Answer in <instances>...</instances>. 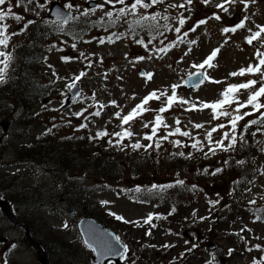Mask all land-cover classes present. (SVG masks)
<instances>
[{"label":"rangeland","instance_id":"obj_1","mask_svg":"<svg viewBox=\"0 0 264 264\" xmlns=\"http://www.w3.org/2000/svg\"><path fill=\"white\" fill-rule=\"evenodd\" d=\"M86 1L68 0L64 3L71 2L74 6L79 5V9L75 7L72 9L74 12L82 9ZM97 1L99 3L104 2V0ZM8 2L12 4L14 12L24 16V20L19 23L11 17L4 21L9 25V33L18 32L29 19L41 21L49 5L48 3L44 9L37 8L39 12V16H37L35 12H25L23 7H16V0H8ZM38 2L43 3L44 0H38ZM126 2H131V0H126ZM179 2L180 0H165V5ZM217 2L219 0H213L212 4L204 6L200 0H193L191 18L182 32L187 31L188 27L197 20L209 16L212 11H218L214 8V4ZM7 6L6 3L0 8L6 9ZM29 7L35 8L36 2ZM111 7V5H105V9ZM116 7H120V5ZM162 8L164 5H157L141 11L153 12ZM177 10L179 9L171 11L174 13ZM102 12L103 10H97L96 13L85 19L96 17ZM247 13L251 19L246 22L247 27L245 29H240L236 33H222L221 28L234 21H230L227 15L221 13L224 15L222 21L209 20L205 25H201L197 31L189 32L184 43H180L178 47L172 48L166 54L156 53L153 49L162 46L161 41L167 44L175 39L178 34L171 30H168L171 32L166 34V38L159 40L155 46H148L147 48L128 39L115 40L113 43L106 41L104 44H100L98 39L106 36V34H99L96 37V32L87 35L89 42L74 41L66 35H57L44 42L42 48L44 59L40 62L39 67L47 85V91L42 96L46 102L37 103V112L30 115L29 123L26 124L21 119L19 123L11 124L8 133L2 137L4 143L0 145V188L20 207L17 210L19 212L18 218L21 220L24 218L31 232L41 241L46 242L45 253L49 264H92L90 260L92 252L82 244L78 233L74 231V222L79 213L87 212L110 225L129 246L131 251L130 254H127L129 260L124 261V264H131V260H135V264H206L212 257H215L214 264H248L252 263L255 257L263 256L264 219L256 220L244 206H236L230 203L229 200L236 197L234 186L224 190L216 180L210 179L207 183L199 186L200 192L198 194H191L190 192L181 194L179 198L184 200V204L176 205L173 217H170L168 211L172 208V203L169 197L166 198V204L162 205L158 204L157 200L138 202L128 195H118L103 182L90 180L85 185H80L78 181L82 177L78 173H67L66 175L46 173L33 163H24L20 157V152L24 148L36 146L43 139L74 147L73 143L79 142L80 145L85 146L87 135L95 137L98 130H107L109 134L121 131L120 118L114 116L115 112H120L121 116L127 114L136 103L140 102L144 95L153 90L165 91L167 95H170L173 84L180 85L177 89L178 97L189 101L191 104H196L197 110L189 111L186 110L189 108V104L175 103L166 113L161 114L164 116V122L168 128L161 127L157 137L175 127H180L181 131H187L191 135L184 137L177 133L170 138L183 142L184 140L193 141V137H195L204 145L202 151H207L208 142L204 139L205 131L216 123L227 124L228 118L213 120L211 110H199V104L218 99L223 88L229 83L239 84L247 79H257L258 81L260 79L258 74H246L243 77L229 75L241 67H246L249 63L256 62L254 53L256 48H260V44L254 42V45H248L244 38L249 34L248 28L255 30V24H264V0H256L255 4L249 6ZM184 15L188 16L189 14L184 12ZM240 18L241 13L237 10L235 19L238 21ZM169 23L178 26L171 19ZM31 26L28 27L27 31L16 35V37L13 36L11 39L14 38V42H19ZM162 32L164 34L167 31ZM93 37L97 39H93ZM154 40L152 39V41ZM188 40H195L196 44L189 46ZM225 40L228 42L225 43ZM73 43H76V49L71 47ZM52 45H56V47L52 48ZM13 47L10 42L5 50L11 52ZM189 47H191V51H189ZM217 47H221V51L214 60L216 67L207 69V74L220 83L205 81L197 88L185 90L183 88L185 76L197 70L193 65L201 63ZM50 48L51 51H49ZM261 51H264V48H261ZM81 52L85 56H80ZM62 56L74 57L75 59L65 62L61 60ZM137 56H144L145 59L136 60ZM89 61H91L90 66ZM48 65L52 67L49 68ZM141 69L147 73H152V78L148 79L146 76H142L139 72ZM53 71L56 73L55 76L52 74ZM80 72L85 73L78 81L82 88L80 100L78 99L79 101L72 105L64 106L68 90L67 85ZM49 82H51L50 85H48ZM246 97L247 91L240 93L241 100H245ZM112 100L116 101L115 105L110 103ZM162 101L163 98L162 100L150 101L147 105L150 111L130 122V130L134 135L127 138L128 140H123L122 146L127 145V141L139 140L142 145L153 142L143 138L146 132L150 134V127L144 128L143 124L154 119L156 110L162 105ZM261 102L264 103V98H261ZM100 104L105 106L102 110L99 109ZM81 110H86L84 116H88V120H84L83 116L78 118L72 115V113ZM97 110H100V116L90 115ZM250 110V108L242 109L241 112ZM257 115L258 113L252 117H246L241 125L248 119L256 118ZM177 119L180 121L179 124L175 123ZM80 123H86L88 127L77 131L76 128ZM197 123L203 124L204 127L195 128L194 124ZM54 124L56 127L53 128ZM124 127H129V125ZM49 128L52 129L51 133L44 134ZM240 129L238 127L237 131L239 132ZM223 131L218 130L217 133H214L213 139H220ZM69 137L71 138L69 139ZM256 137L261 141V149L264 148V131L258 132ZM109 139L115 141L118 137L109 135L90 139L92 142L89 147L90 150L111 146L112 144L108 143ZM70 140L71 142L68 143ZM115 148L122 149L120 146H115ZM179 148L184 147H174V152L176 149V152H185ZM139 149L145 150L144 147ZM169 149L170 147L164 148L163 155ZM198 153L202 157L198 156L197 161L188 168V171H192L195 177H198L205 167L213 170L217 165H221L224 160H230L234 152H218L215 156H210L207 159L201 151ZM257 162L259 171L256 178L240 190L239 198L248 204H250L249 201L255 200L254 204L261 205L264 204V151L261 150L257 153ZM164 169L167 170V167ZM124 178L123 184L136 188L137 186L150 187L152 184H170L175 182L177 177L167 171L162 174H143ZM13 181L17 186L8 184V182ZM113 186L115 187L116 184ZM36 198L43 200L41 203H43L44 208L40 209V203L31 205L33 201H36ZM160 198L164 199L163 196ZM29 199L31 201L27 202ZM79 199V203L76 202ZM85 199L93 200L86 201ZM209 200H219V203L209 204ZM22 201H24L23 204H21ZM101 201H109V203L103 205L100 203ZM28 203L30 206L24 208L23 205ZM72 203L78 208L74 215L68 216L66 209ZM35 206H37V210H30ZM220 207L228 209L229 216L219 221L221 224L216 226L212 212ZM194 209H198L195 215H193ZM110 212L122 215L128 221H142V218L148 213L162 214L166 217L163 220L169 226L163 228L156 225L155 228H151V225L141 224L138 227L131 223L116 220L114 216L109 214ZM200 217H206V219L201 220ZM63 219L68 222L69 227L67 229L61 227ZM192 225L197 226V229L193 228ZM150 228L152 234L146 235L145 233ZM191 228L195 230L194 234L191 233ZM242 228H245V231L241 232ZM21 234L20 227L11 225L7 219L1 216L0 257L4 254L6 244L3 241V236L6 235L15 239L19 237L18 242L12 243V245H16V243L19 245L13 252L10 264H39L33 249L25 243ZM241 236L244 239H241ZM49 241H52L56 246L55 250L49 249ZM185 241L188 243L186 244ZM165 244H174L175 247L167 252V248L162 247ZM193 244L198 245V247L190 252L186 251ZM256 244H260L261 248H255ZM153 245L155 247H152ZM209 245H214L215 249L209 248ZM229 249L234 251L229 254ZM247 249H251V251ZM155 251L159 252L155 255ZM181 253H183L182 256ZM221 258H224L226 262H220ZM262 263L263 261H261Z\"/></svg>","mask_w":264,"mask_h":264},{"label":"snow or ice","instance_id":"obj_2","mask_svg":"<svg viewBox=\"0 0 264 264\" xmlns=\"http://www.w3.org/2000/svg\"><path fill=\"white\" fill-rule=\"evenodd\" d=\"M34 2H36L35 8H30L29 6L32 5ZM201 4L204 6H208L212 4L213 0H200ZM7 3V8H0V84H4L10 79L9 72L12 70V65L14 61L16 60V56L13 52L6 51L5 49L8 48L10 40L13 36L19 35L25 31H27L28 27L30 25H33L36 23L35 20H27L26 23L23 24V27L19 29L18 32H8L9 25L7 23H4V21L11 17L16 22H21L24 20V16L22 14H18L12 10V4L8 2V0H0V6H3ZM49 3V0H44L43 3H39L38 0H16V7H23L24 11H32L35 12L37 16H39V12L37 11V8L44 9L45 6ZM256 0H219V2L214 4V8L218 11H212L209 16H206L205 18H201L197 20L194 24H192L190 27H188L187 31H183L182 29L187 24L189 19L191 18L192 14V5L193 0H180V3H168L165 5V0H131V2H126V0H104L103 3H97L91 8H84L82 11L79 12V15H74L72 12V9L75 7L79 9V5H73L71 2L65 3L63 5L64 9H67V12H62L57 10L56 20L54 21H48L45 20L44 23L46 24H52L56 27L57 31L64 32L65 31V25H69L70 22H76L80 21L81 18H86L94 13L97 12V10H104L105 5H111L112 7L108 10L103 11V15L100 16L98 20L95 21H87L84 20L83 22L86 24H90L92 27H101V28H112L114 26H118L121 23L127 25L126 32H112L110 35L102 36L98 39V43L104 44L106 41L108 43H113L115 40H120L123 36L127 34H132L133 36L138 35V29L144 30L148 29L149 32H155L157 36L163 35V32H161V28L164 31H174L178 35H176L174 40H171L169 43L164 44L163 41H161V45L158 48H154L153 50L156 53H168L170 49L174 47H178L180 43L185 42V38L188 37L189 32H195L201 25H205L208 23L209 20H216V21H222L224 19V15H221V13L227 15L228 19L230 21H234L231 24L225 25L221 28V32L224 34L228 33H236L240 29H245L247 27L246 22L251 19L250 15L247 13V10L249 9V6L252 4H255ZM117 5H120V7H116ZM157 5H164L163 11H153L151 13H148L147 11H141V10H147L149 8H153ZM242 6V7H240ZM173 9H183L181 12H177L175 15H170L171 10ZM239 10L241 13V18L237 21L235 19L236 11ZM184 12H187L189 15L185 16ZM129 17H133L132 19H129ZM173 20L176 22V25L173 26V24L169 23V20ZM160 20H163L164 23L161 25L158 23ZM255 30L252 28H248V35L245 36V43L248 45H254V42H259L260 48H256L254 57L256 59L255 63H249L246 67H241L238 71H233L229 73L232 77H243L246 74L249 75H256L258 74L260 79L259 81L257 79H247L245 82L235 84V83H229L226 85V87L223 88L221 91L219 98L212 102H201L199 104V110L204 109H210L212 112V119L213 120H219L220 118L227 117V124L225 123H216L214 126H212L210 129H207L205 131L204 139L208 142V148L207 151L203 152V155L205 159L209 158L210 156H215L218 152H225L230 153L235 150H237V145L239 143L240 147H244L246 145L245 141V132H248L252 126L256 125L258 126L254 132H251L252 136H255L258 132L264 131V103L261 102V98H264V51H261V48H264V24H255ZM76 39H80L82 37L76 36ZM156 37H152L147 41V44L143 39H135L134 43L137 45H143L145 48L148 47L149 44L152 43V39H155ZM93 39H97L96 37H93ZM89 42V41H85ZM228 41L225 40V43ZM187 43L189 46L196 44L195 40H188ZM56 45H52V48H55ZM73 49H76L77 45L76 43H73L71 45ZM223 47V45H221ZM221 47H217L211 51L207 57L198 64H194L193 67L197 69L195 72L189 73V79L183 81L184 84H189L193 78L196 79L195 83H192L193 88H197L200 85L204 84L205 81H209L211 83H220L218 80L212 79L207 74V69L216 67L214 60L218 56V54L221 51ZM51 51V48L49 49ZM189 51H191V47H189ZM127 56V54H125ZM187 55V53H185ZM80 56H85L83 52L80 53ZM87 58V57H85ZM151 58V57H148ZM47 59V57H45ZM71 59H75L74 57H68V56H62L61 60L68 62ZM136 60H144V56H137L135 58ZM183 59V57H181ZM91 64V61H89V66ZM49 68H51V65H48ZM54 76L56 73L53 71L52 73ZM85 75L84 72H80L78 75L74 76L71 83L67 85V88L71 90L72 88L76 87L77 82L81 80V78ZM141 75L146 76L148 79L152 78V73H141ZM257 85H259L257 87ZM180 87L179 84H173L171 85V94L167 95L165 91H150L146 95L143 96V98L140 100L139 103H136L134 107L131 108L130 111L127 112V114L121 116L120 112H115L114 116L120 118V126L121 131H116L111 134L107 130H98L95 133V137H89V139L93 138H102L107 137L109 135L118 137L115 141L112 139L108 140L109 144L115 143L116 146H122V141L126 138H131L134 133L130 130V122L140 117L143 113L150 111V109L147 107L150 101L155 100H162V105L156 110V114L154 116V119L151 122L144 123V128L150 127V134L145 133L144 139L148 141H154L155 147L158 149L161 146L162 141H166L169 139L170 136H173L177 133H179L181 136L188 137L191 135V133L187 131H181L180 127H175L170 131H167L164 135H161L157 137L158 131L163 128H168V125L164 122V116L161 115L163 113H166L168 109H170L175 103L179 102L180 104H189V108L186 110H197L196 104H191L189 101L178 97L177 89ZM243 91H247V97L245 100L240 99V93ZM95 95V94H93ZM80 96V93H76L74 99H78ZM111 104L115 105L116 101L112 100L110 101ZM234 105V107H233ZM63 106V105H61ZM105 106L103 104L99 105V109L102 110ZM250 108V111H243L242 109H248ZM100 110H97L90 115L92 116H100L101 112ZM84 111H76L72 113V115L76 117L83 116L84 120H88V116H84ZM256 118L254 119H248L246 122H244L241 125V122L245 120L246 117H252L254 114H257ZM70 123V121H69ZM176 124H179L180 121L177 119L175 121ZM125 125H129V127H124ZM56 127V125H53V128ZM88 125L86 123H80L76 130L87 128ZM194 127L197 129L203 128L204 125L197 123L194 124ZM238 127L241 128V130L238 132ZM218 130H224L222 132V136L220 139H213V134L217 133ZM52 129H46V132L44 134L51 133ZM71 137H69L70 139ZM154 138H156L154 140ZM193 143L191 144V148L196 149L198 151H202L204 148V145L201 143V141L196 140L195 137H193ZM227 141V143H225ZM174 145H181L180 140H173L171 141ZM123 147H127V145H123ZM133 149H138L141 147H152L151 144L149 145H142L139 140H137L135 143H132L130 145ZM264 151V148L261 149ZM176 155V154H174ZM178 155L184 156L185 153L179 152ZM192 153H188V157H191ZM224 165L228 164V160L223 161ZM237 164H244L243 160L237 161ZM223 171L222 167H217L211 172H209V169L205 167L203 169L204 174H210L215 176L218 173H221ZM183 180H176L175 185H184ZM173 184H152L150 189H147V191L152 190H159L160 192H163L167 188L173 187ZM196 185H192V190H196ZM135 192L139 193L141 192V188L139 186L136 187ZM217 196H219V193H217ZM103 205H107L109 201H101L100 202ZM219 203V200H209V204H217ZM250 204H254L255 200L249 201ZM175 211V208L169 212V215L172 214V212ZM110 215L114 216V218L118 221H123L124 223H131L136 226L143 225H151V228H155L156 225L152 223L154 219H164L166 217H163L160 214H154V213H148L146 217L142 218L141 220L137 221H128L126 220L122 215L116 214L114 212H110ZM195 215V212L193 213ZM261 215H257L255 217L256 220H261ZM201 220L206 219V217H200ZM62 228L67 229L69 225L67 223H63L61 225ZM151 228L145 233L146 235H151ZM88 234L93 238L90 240H84L83 243L90 248L93 252H97L99 256L101 257H110V256H117L120 260L127 261L129 260V256L127 255L130 251L129 246L127 244H124L121 242V238L117 236H111L110 234L104 233H98L94 228H89ZM241 232L245 231V228H242L240 230ZM241 239H244L243 236L240 237ZM94 243H96L98 246L94 247ZM187 244L188 241H185ZM15 245H12V248H15ZM152 247H155L154 245ZM162 247L169 248L172 247L170 244H165ZM198 245L193 244L191 248L187 249L186 251H191L194 248H197ZM257 249L261 248L260 244H256L254 246ZM248 251H251V249H247ZM229 254H231L234 250L229 249ZM181 256L183 253L180 254ZM215 257H212L210 260L206 262V264H214ZM261 261H264V256L260 257L259 260L253 259L252 264H261ZM2 264H8V260L4 259ZM109 264H111V261L109 260ZM131 264H135V260H131Z\"/></svg>","mask_w":264,"mask_h":264},{"label":"trees","instance_id":"obj_3","mask_svg":"<svg viewBox=\"0 0 264 264\" xmlns=\"http://www.w3.org/2000/svg\"><path fill=\"white\" fill-rule=\"evenodd\" d=\"M83 19L81 18L80 21H76L75 23H79ZM90 28L92 26H88V29ZM56 33L57 30L52 24L36 23L32 25L23 39L14 45L11 52L17 58L12 65V70L9 72L11 78L6 83L0 84V121L5 119L16 124L23 119L26 124L30 122V110L40 100L45 87L43 73L38 66V62L41 60V47L43 48L44 42ZM138 35L146 36L148 39L154 37L148 29L142 31L138 29ZM35 47L38 48L35 50ZM256 127L258 126L254 125L248 132H245L246 145L241 148L238 143L237 150L233 151L232 160H228L227 165L223 163L219 165L218 167H222L223 171L215 176L200 172L199 176L195 177L192 171H188V168L197 161L195 157L197 150L191 148L192 142L190 140H184L181 142V145H178L187 147L186 150L179 148L185 151L184 156L178 155L179 151L176 152L177 149L174 153L167 151L163 155V142H161V146L158 149L155 147V144L152 147L145 148V150L139 148L124 150L118 148L120 156L111 158V156L98 154L95 150H88L87 152L90 151L89 154L83 156L82 149L86 146L73 144L75 147H68V145L51 143L49 140L43 139L36 148L29 149V147H34L29 146L22 150H25L22 154V161L33 163L46 173L66 175L69 172H77L82 175L80 184L85 185L90 180L100 181L120 195L127 191L125 188L126 184L122 183V180L126 176L155 175L168 171L177 177L176 180L179 179L185 182L184 185H175L174 182L173 187L169 190L168 188L164 190L165 193H161L159 190L147 191V189H150L149 187L142 188L139 193L128 190L127 194H129V197L144 202L158 199L160 198L159 195H170L174 192L187 191L189 188L193 191L190 185L204 184L214 177L213 179L220 181L224 190L227 187L233 188L234 185L236 199L234 197L231 198L229 200L231 204L240 206L243 203L247 205L249 210L254 211L256 215L264 217V204H250L249 207L246 202L239 198L240 190L259 171L257 153L261 152V141L256 135H251V132H254ZM171 141V139H168L166 144L172 148L177 147ZM3 143V140H0V145ZM188 153H192V156L188 157ZM239 160H243L244 164H237ZM166 167L167 170L164 169ZM8 184L17 186L14 181L8 182ZM113 184H116V186L114 187ZM195 191H197V187ZM171 196L174 195H170L169 197ZM28 201L30 202L31 199ZM41 201H43L41 198H36V201H33L31 205H36L41 203ZM158 202L159 204L163 203L160 200ZM176 203L179 202L175 201L172 204ZM23 206L26 208L30 206V203ZM225 212L226 210H223L221 213L217 210L213 212L215 219H217L216 226L221 224L219 220H222L226 216Z\"/></svg>","mask_w":264,"mask_h":264},{"label":"water","instance_id":"obj_4","mask_svg":"<svg viewBox=\"0 0 264 264\" xmlns=\"http://www.w3.org/2000/svg\"><path fill=\"white\" fill-rule=\"evenodd\" d=\"M96 2L95 1H89L86 3L87 6H92L95 5ZM62 11V12H67L65 11L62 6L57 3V2H52L50 4V9L48 11V16L51 18H55L56 19V11ZM189 79V75L186 77V80ZM196 79L193 78L192 81L189 84H184V88L185 89H189L192 86V83H195ZM79 92V86L76 85V87L72 88L71 90L68 91V97H67V103H70L74 97L75 94ZM2 125L4 126V128L7 127V124L2 123ZM0 206L2 207V209L4 211H6L8 204L5 200H1L0 199ZM74 209V206H71V208L69 209V211H72ZM78 227L80 229V232L83 236V240H92L93 238L88 234V229L89 228H94L98 233L104 234H110L111 236H115V233L109 229H107L106 227L102 226L101 224H99L98 222H96L94 219L92 218H81L78 222ZM37 246L38 244L35 243ZM98 246L96 243H94V247ZM39 247V246H38ZM92 260L95 264H106L108 260H114L115 262H117L118 264H121V262L119 261V257L117 256H110V257H101L98 255L97 252H94V255L92 256Z\"/></svg>","mask_w":264,"mask_h":264},{"label":"flooded vegetation","instance_id":"obj_5","mask_svg":"<svg viewBox=\"0 0 264 264\" xmlns=\"http://www.w3.org/2000/svg\"><path fill=\"white\" fill-rule=\"evenodd\" d=\"M15 212H16V210H15Z\"/></svg>","mask_w":264,"mask_h":264}]
</instances>
